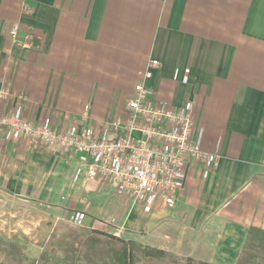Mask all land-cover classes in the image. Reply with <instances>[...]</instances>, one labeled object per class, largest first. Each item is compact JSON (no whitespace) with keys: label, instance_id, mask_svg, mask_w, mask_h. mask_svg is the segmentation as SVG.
<instances>
[{"label":"crops","instance_id":"0c3cea01","mask_svg":"<svg viewBox=\"0 0 264 264\" xmlns=\"http://www.w3.org/2000/svg\"><path fill=\"white\" fill-rule=\"evenodd\" d=\"M15 24L34 47L13 44ZM149 58L163 64L147 84L153 98L194 104L200 146L220 166L191 165L177 202L141 207L145 227L131 238L221 264L251 227L264 228V0H0V84L26 93L33 122L97 131L122 122ZM25 143L0 130V238H19L26 253L42 250L44 232L76 225L72 202L105 196L73 151L22 153ZM81 209L82 226L102 229L105 212Z\"/></svg>","mask_w":264,"mask_h":264},{"label":"built area","instance_id":"2783aa9c","mask_svg":"<svg viewBox=\"0 0 264 264\" xmlns=\"http://www.w3.org/2000/svg\"><path fill=\"white\" fill-rule=\"evenodd\" d=\"M19 32L20 25L15 24L13 44L23 49L34 47V38L27 35L20 39ZM162 65L160 60L149 58L133 87L126 118L105 131L33 122L24 111L26 93L8 83L0 84V130L10 143L25 139L22 153L36 146L73 151L87 176L129 196L132 208L172 206L188 183L191 165L201 162L208 172H213L220 161L200 146L192 102L175 109L153 98L147 84ZM10 100H15L16 105L2 111V104ZM89 107L84 106L82 119L88 118ZM73 217L76 225H82L83 213L76 212Z\"/></svg>","mask_w":264,"mask_h":264},{"label":"trees","instance_id":"16d2710c","mask_svg":"<svg viewBox=\"0 0 264 264\" xmlns=\"http://www.w3.org/2000/svg\"><path fill=\"white\" fill-rule=\"evenodd\" d=\"M49 239L48 244L42 243L40 256L34 258L25 253L26 244L19 238H0V264H149L147 260L170 257L186 264H216L196 256L178 257L135 239L82 225L60 224ZM246 245L248 249L240 254L236 264H264V228L251 227ZM57 253L62 256L55 259Z\"/></svg>","mask_w":264,"mask_h":264},{"label":"rangeland","instance_id":"374dc122","mask_svg":"<svg viewBox=\"0 0 264 264\" xmlns=\"http://www.w3.org/2000/svg\"><path fill=\"white\" fill-rule=\"evenodd\" d=\"M102 191H103V197H98L97 200L91 198L88 199L86 195H84L83 199H79L76 202H72L70 204V207L75 210V212L82 211L81 207L83 206H90L93 207L96 205V207L100 208L102 212H105V217H100V227L102 230H105L111 234H115L117 236L130 239L133 236H136L137 238H140V235L142 234L144 227H141V224L143 225V220L140 216V211L142 210L144 206H141L139 208H135L136 210L132 209V204L130 198L121 195L118 193V191L114 188H111L108 186L105 182H100ZM70 191V188H67ZM76 195V199H78L80 193L79 190L73 191ZM114 192V193H109ZM140 210V211H138ZM110 212L109 215H107V212ZM64 224V223H63ZM133 239V238H132ZM144 243H151L152 241L150 239H144ZM45 242L48 244L50 242L49 234L44 232L42 235V243ZM143 243V244H144ZM42 248V244H38ZM235 248L233 251H227L223 252V260L219 259L218 261L221 264H236V261L240 254L248 249V246L246 245V241L241 244H235L233 245ZM38 248V247H37ZM40 250H33V251H27L26 253L29 256L37 255V252ZM42 251V250H41ZM40 251V253H41ZM38 256V255H37ZM61 253H57L55 256V259L61 257ZM105 256V255H104ZM2 258L1 251H0V259ZM222 260V261H221ZM149 261V264H186L181 262H174L173 259L166 258L164 260H147ZM208 261V260H206ZM210 262V261H209Z\"/></svg>","mask_w":264,"mask_h":264}]
</instances>
